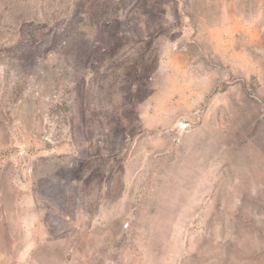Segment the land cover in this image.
Masks as SVG:
<instances>
[{"label":"rangeland","instance_id":"rangeland-1","mask_svg":"<svg viewBox=\"0 0 264 264\" xmlns=\"http://www.w3.org/2000/svg\"><path fill=\"white\" fill-rule=\"evenodd\" d=\"M0 264H264V0H0Z\"/></svg>","mask_w":264,"mask_h":264}]
</instances>
